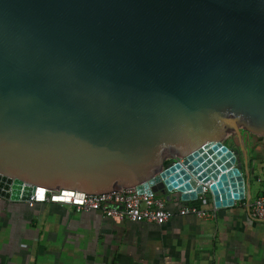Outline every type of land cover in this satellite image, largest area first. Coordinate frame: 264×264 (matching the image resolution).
<instances>
[{
	"label": "water",
	"instance_id": "1",
	"mask_svg": "<svg viewBox=\"0 0 264 264\" xmlns=\"http://www.w3.org/2000/svg\"><path fill=\"white\" fill-rule=\"evenodd\" d=\"M250 138L264 140V0H0V197L188 202L212 181L231 207Z\"/></svg>",
	"mask_w": 264,
	"mask_h": 264
},
{
	"label": "crops",
	"instance_id": "2",
	"mask_svg": "<svg viewBox=\"0 0 264 264\" xmlns=\"http://www.w3.org/2000/svg\"><path fill=\"white\" fill-rule=\"evenodd\" d=\"M247 145L251 200L264 191V140ZM165 197L174 215L163 226L0 197V264H264V223L249 218L244 201L204 220L179 216L177 195Z\"/></svg>",
	"mask_w": 264,
	"mask_h": 264
},
{
	"label": "built area",
	"instance_id": "3",
	"mask_svg": "<svg viewBox=\"0 0 264 264\" xmlns=\"http://www.w3.org/2000/svg\"><path fill=\"white\" fill-rule=\"evenodd\" d=\"M212 183V181H208L203 184H197V186H201V192L197 194V200L195 201H181L176 189H173L171 192H166V195H177V200L181 203V206L177 210L179 216H195L196 218L204 220L210 219L213 218L214 211L219 209L215 207L210 192ZM194 191L195 189L186 191L185 193L188 194ZM56 195L62 196L61 192ZM166 195L138 194L135 189H122L121 191H112L99 195L83 194L82 197H78L76 193H73L71 196L65 195L62 200L55 201L49 192H45L44 199L41 202L57 203L75 212H96L115 223L127 220L132 223L145 222L163 226L174 215V212L167 209ZM197 201L200 202L199 206L191 204ZM209 201L213 203L212 210H206L202 207ZM239 201H244V207L251 220L264 223V191L251 200L244 193L243 200ZM22 202L33 206L38 202L36 200V194H32L27 201Z\"/></svg>",
	"mask_w": 264,
	"mask_h": 264
},
{
	"label": "trees",
	"instance_id": "4",
	"mask_svg": "<svg viewBox=\"0 0 264 264\" xmlns=\"http://www.w3.org/2000/svg\"><path fill=\"white\" fill-rule=\"evenodd\" d=\"M191 204H193V205H196V206H199L200 205V202H192Z\"/></svg>",
	"mask_w": 264,
	"mask_h": 264
}]
</instances>
